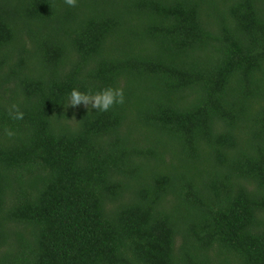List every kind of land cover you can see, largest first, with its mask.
<instances>
[{
	"label": "trees",
	"instance_id": "trees-1",
	"mask_svg": "<svg viewBox=\"0 0 264 264\" xmlns=\"http://www.w3.org/2000/svg\"><path fill=\"white\" fill-rule=\"evenodd\" d=\"M0 264H264V0H0Z\"/></svg>",
	"mask_w": 264,
	"mask_h": 264
},
{
	"label": "clouds",
	"instance_id": "clouds-1",
	"mask_svg": "<svg viewBox=\"0 0 264 264\" xmlns=\"http://www.w3.org/2000/svg\"><path fill=\"white\" fill-rule=\"evenodd\" d=\"M64 2L70 7H75L77 4V0H64ZM124 100V91L118 87H106L94 94H89L73 88L67 95L64 103L66 107H77L83 105L86 108L90 107L91 109H95V111L108 112L115 105L123 104ZM8 115L12 120H22L25 113L20 110L18 104L13 103L10 106ZM6 134L9 137L15 135L12 129H6Z\"/></svg>",
	"mask_w": 264,
	"mask_h": 264
}]
</instances>
